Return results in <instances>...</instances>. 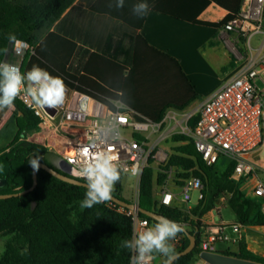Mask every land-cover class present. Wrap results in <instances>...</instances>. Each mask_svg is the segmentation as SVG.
Returning a JSON list of instances; mask_svg holds the SVG:
<instances>
[{
    "label": "trees",
    "instance_id": "trees-1",
    "mask_svg": "<svg viewBox=\"0 0 264 264\" xmlns=\"http://www.w3.org/2000/svg\"><path fill=\"white\" fill-rule=\"evenodd\" d=\"M84 1L79 0L75 5L77 0H0V62L10 60L16 45L8 37L14 35L21 43L35 47L33 55L26 54L22 73L37 65L60 77L71 89L106 103L121 101L140 121L162 122L168 110L186 111L200 99L179 62L152 47L140 34L145 16L133 19L106 13L109 19L102 18L101 28L97 30L106 33L62 30L63 23ZM212 3L228 11V15L220 22L199 20V15ZM152 4L161 13L221 30L239 16L243 0H193L186 14L166 10L160 2ZM91 11L98 12V4ZM54 25V30L42 37V32L50 31ZM14 106L18 134L15 143L0 152V195L18 194L32 187L29 159L38 156L39 162L47 163L48 151L24 139L37 129L38 119L18 99ZM198 119V115L190 119V129L195 128ZM172 140L179 146L173 149L162 171L177 168L179 185L183 180L200 178L205 186L204 200L198 201L199 206L190 212L154 201V189L164 184L167 174L159 172L155 178L154 160L150 159L141 177L139 204L143 209L191 227L190 234L195 235L197 245L174 264H195L200 259L205 239L202 220L215 210L222 196H226L239 224L264 228L260 204L240 189L244 179L233 178V162L221 173L217 163L208 165L203 160L191 137L175 134ZM86 192L87 188L62 181L40 169L35 190L0 199V236L12 235L0 264H131L132 250L121 246L122 241L133 238L131 219L120 213V206L111 200L81 208ZM115 194L121 198L122 187L116 188ZM142 216L153 225L157 222ZM178 234L183 239L175 254L190 244L183 231ZM216 253L264 264V257L250 251L244 239L238 241L236 252L217 250Z\"/></svg>",
    "mask_w": 264,
    "mask_h": 264
},
{
    "label": "built area",
    "instance_id": "built-area-1",
    "mask_svg": "<svg viewBox=\"0 0 264 264\" xmlns=\"http://www.w3.org/2000/svg\"><path fill=\"white\" fill-rule=\"evenodd\" d=\"M221 30L236 32L238 38L246 39L250 52L255 51L251 44L253 38L257 35L264 36V0H243L239 16ZM258 50L259 55L252 54L247 58L238 72L198 108L190 113L170 109L159 123L138 120L135 112L121 101L102 102L66 85L63 104L56 109L38 108L21 92L16 99L38 119L37 129L24 139L44 147L48 152L58 154L71 166V176L85 183V180L76 175L75 169L97 151L111 152L127 169L121 172L122 176L130 174L137 178L140 185L143 171L149 166L150 159L165 162V165L168 163L169 152L160 148L159 144L169 138L170 130L180 128L181 134L193 139L198 153L208 165L226 157L235 164L234 179L241 181L253 176L252 193L248 197L260 204L264 214V183L251 160L252 153L264 147V41ZM27 53L33 55L35 47L20 43L18 48L14 47V56L19 61L9 60L7 63L17 66L22 73V63ZM113 105L119 109H115ZM194 115H198L199 119L195 128L190 129L189 121ZM116 116L121 118L118 125L119 136L108 137L103 143H93L101 122ZM154 135H158V139L153 143ZM178 171L173 167L166 172L167 179L159 204L172 207L178 199L189 204L193 200L194 191L198 192V201L204 200L203 181L193 177L183 180V184L179 185L178 178L174 177ZM172 187L180 189V193H175ZM115 190L114 184L111 193ZM118 211L131 219L133 238L138 232L153 226L138 210L120 206ZM231 228L238 237L227 234L223 225H217L213 231L206 233L202 243L203 252L216 253V244L220 242L237 243L245 227L234 223ZM181 245L182 241L178 239L177 246ZM134 256L135 252L132 251L131 264ZM152 262L153 259L149 264Z\"/></svg>",
    "mask_w": 264,
    "mask_h": 264
},
{
    "label": "crops",
    "instance_id": "crops-1",
    "mask_svg": "<svg viewBox=\"0 0 264 264\" xmlns=\"http://www.w3.org/2000/svg\"><path fill=\"white\" fill-rule=\"evenodd\" d=\"M78 1L79 0H77L75 5ZM98 1L99 0H85L81 8L76 11L66 23H63L62 30L84 31V33L97 32L100 34L106 33V31H97L101 28L99 22L102 18L108 20L110 17L109 15L116 13L122 14L123 17H130L133 19H141L144 17H137L133 13L132 9L135 3L131 0H124V7L121 9L116 8V0H104L101 3H97ZM152 1L153 2L149 4V12L145 15V21L140 30V34L152 47L179 62L183 72L200 96V99L192 104L195 108H198L205 100L212 97L225 82L234 76L245 62V60L240 59L234 47L230 45L229 38L235 33L222 32V30L217 28L183 21V17L181 16L173 17L155 10V5L152 4L154 2H160L164 5V9L166 10H173L180 14H186L193 0ZM97 4L98 12H92V7H95V5L97 6ZM227 15L228 11L212 3L203 10L198 19L205 22H220ZM54 28L55 25L50 31H43L41 34L42 37H46ZM158 173L155 171V178H157ZM162 173H166V171H162ZM164 184L155 187L154 197L156 193L160 194L161 197ZM159 201L160 199L156 202ZM179 208L183 209L182 207ZM215 210L220 211L221 208ZM213 213L214 210L208 213L202 220V223L207 226L206 231L203 227L205 234L213 231L214 227L217 225H223L225 232L229 234L228 230L231 228V224L238 223L237 220L233 223H227L225 221L217 223L214 220ZM255 229H260V227H245L241 239L246 241L247 248L250 251L264 257V255H262L264 250L249 240L250 233ZM261 229L264 230V228ZM235 244L237 247V243ZM252 245L257 247V252L252 250ZM164 260L165 257L154 254L152 264H163ZM199 264L205 263L201 260Z\"/></svg>",
    "mask_w": 264,
    "mask_h": 264
},
{
    "label": "clouds",
    "instance_id": "clouds-1",
    "mask_svg": "<svg viewBox=\"0 0 264 264\" xmlns=\"http://www.w3.org/2000/svg\"><path fill=\"white\" fill-rule=\"evenodd\" d=\"M115 6L117 9L123 8L124 0H116ZM132 10L137 17H143L149 12V4L136 3ZM8 40L17 48L21 43L14 35H10ZM65 91L66 86L60 77L51 75L37 65H33L27 73H21L17 66L0 62V110L11 109L21 92L38 108L56 109L63 104ZM113 107L119 109L116 105ZM120 119L116 116L114 119L102 121L92 142L103 143L108 137H118ZM39 159L37 156L28 161L37 171ZM122 171L127 169L108 151H97L85 159L75 169L76 175L87 182L85 198L80 202L81 208H92L96 204L110 200L113 185ZM183 230V226L176 221L161 218L153 226L138 232L133 239L122 241L121 246L135 252L133 264H149L154 254L165 257V264H169L175 256V249L170 241Z\"/></svg>",
    "mask_w": 264,
    "mask_h": 264
},
{
    "label": "rangeland",
    "instance_id": "rangeland-1",
    "mask_svg": "<svg viewBox=\"0 0 264 264\" xmlns=\"http://www.w3.org/2000/svg\"><path fill=\"white\" fill-rule=\"evenodd\" d=\"M44 31H47L44 30ZM233 34L229 39H230V45L231 47H234L236 50L238 56L240 59L246 60L249 58L252 54L257 56L260 54V51L258 50L261 46V44L264 41V36L263 35H257L253 38L252 40V47L255 51L252 53L250 52L251 49L246 41L245 38L237 37V33L233 32ZM10 62L14 61H19L17 57L14 56V50L11 53L10 57ZM3 62H7L6 60ZM195 109V106L192 105L189 107L185 113H190ZM15 106H13L11 109H3L0 110V152L8 150L14 143L15 139L18 134V127H17V117L18 115L16 114L15 111ZM182 130L180 128H173L172 130L169 131V138L166 141H162L159 144L160 148H163L169 152V155L174 153L173 149L177 146H179L178 143L173 142L172 137L175 134H181ZM158 139V135H154L152 137V142L154 143ZM251 160L254 163V165L257 167V173L259 178L263 181L264 183V147H260L258 150L254 151L251 155ZM230 160L226 157H222L219 159V161L216 164V168L219 172H225L230 164ZM165 166V162H161L159 160H155L153 167L154 170L158 172H162V169ZM175 178H178V172L175 173L174 175ZM253 176H250L244 180H242L239 184L240 189L247 195L250 196L252 193V185H253ZM174 192H180V190L176 187L171 188ZM139 192H140V185L137 183V178L130 175V174H124L122 176V194L121 198L128 201V202H138L139 201ZM115 194V191H113ZM193 195V200L191 203L186 204L183 202L181 199H178L175 201V205L178 207H182L184 210L190 212L193 211L196 207L199 206L198 202V192L194 191L192 193ZM160 194H155L154 200L158 201L160 199ZM218 200V206L215 209H220L214 210V220L217 223H220L221 221H225L227 223H233L236 222V215L234 211L229 207L228 202L226 200V197ZM194 222L197 221V218L193 219ZM182 225L189 233L191 230V227L188 226V224H180ZM202 226L205 228L206 231V225L202 223ZM229 235L232 237H237L238 235L233 232L232 228L228 230ZM206 234H203V236ZM12 237V235H6V236H0V258L3 256L5 249H6V244L9 241V239ZM180 239L182 241L183 235L177 234L174 240L170 241V243L174 246V249L176 250L180 246H177V240ZM250 242L255 243L259 247H261L264 250V230L263 229H255L250 233ZM238 244V242H237ZM216 248L218 251H231V252H236L237 247L234 242H220L216 244ZM252 250L257 252V247L252 245ZM260 252V251H259ZM264 255V251L263 254ZM201 259L197 260L195 264H199Z\"/></svg>",
    "mask_w": 264,
    "mask_h": 264
},
{
    "label": "water",
    "instance_id": "water-1",
    "mask_svg": "<svg viewBox=\"0 0 264 264\" xmlns=\"http://www.w3.org/2000/svg\"><path fill=\"white\" fill-rule=\"evenodd\" d=\"M55 113L56 111L53 112V114ZM45 159L47 163L39 162V170L43 169L67 183H71L77 186H82V187L87 188V183L80 181L78 179H75L74 177L71 176V166L63 158H61L58 154L53 153V152H48L45 155ZM38 171L34 170L32 167L33 185L30 189L22 191L18 194L0 195V199H8L14 196H23L35 190L38 186ZM115 185H116V188L122 187V173L120 174L119 179L115 182ZM110 200L114 202L115 204L125 207L127 209L138 210L143 215L155 221H158L161 218H166L163 215L159 214L158 212L143 209L140 206V204L137 202H128L120 198L114 193H111ZM183 229H184L183 232L187 235V237L190 240V244L185 250L179 253H176L174 258L169 262V264H174L177 259L190 254L197 245V239L195 235L190 234L184 227ZM200 259L205 264H262L258 262H253L249 260H244V259H240V258H236L232 256L222 255L218 253H211V252H202L200 254Z\"/></svg>",
    "mask_w": 264,
    "mask_h": 264
},
{
    "label": "bare ground",
    "instance_id": "bare-ground-1",
    "mask_svg": "<svg viewBox=\"0 0 264 264\" xmlns=\"http://www.w3.org/2000/svg\"><path fill=\"white\" fill-rule=\"evenodd\" d=\"M253 183V182H252Z\"/></svg>",
    "mask_w": 264,
    "mask_h": 264
}]
</instances>
